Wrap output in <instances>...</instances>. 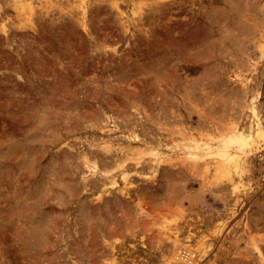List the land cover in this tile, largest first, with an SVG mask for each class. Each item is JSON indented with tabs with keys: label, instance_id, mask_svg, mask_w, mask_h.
Wrapping results in <instances>:
<instances>
[{
	"label": "rangeland",
	"instance_id": "rangeland-1",
	"mask_svg": "<svg viewBox=\"0 0 264 264\" xmlns=\"http://www.w3.org/2000/svg\"><path fill=\"white\" fill-rule=\"evenodd\" d=\"M264 0H0V264H264Z\"/></svg>",
	"mask_w": 264,
	"mask_h": 264
},
{
	"label": "built area",
	"instance_id": "built-area-1",
	"mask_svg": "<svg viewBox=\"0 0 264 264\" xmlns=\"http://www.w3.org/2000/svg\"><path fill=\"white\" fill-rule=\"evenodd\" d=\"M258 160L261 162L264 171V148L258 153ZM262 183H264V175L261 177ZM174 262L177 264H200L201 258L199 253L192 248L180 246L173 254Z\"/></svg>",
	"mask_w": 264,
	"mask_h": 264
},
{
	"label": "bare ground",
	"instance_id": "bare-ground-1",
	"mask_svg": "<svg viewBox=\"0 0 264 264\" xmlns=\"http://www.w3.org/2000/svg\"><path fill=\"white\" fill-rule=\"evenodd\" d=\"M263 136H264V134H263Z\"/></svg>",
	"mask_w": 264,
	"mask_h": 264
}]
</instances>
